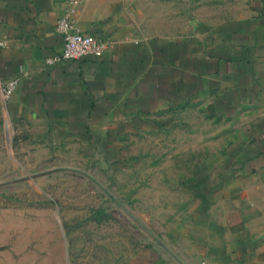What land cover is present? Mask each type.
I'll use <instances>...</instances> for the list:
<instances>
[{"label":"crops","instance_id":"0c3cea01","mask_svg":"<svg viewBox=\"0 0 264 264\" xmlns=\"http://www.w3.org/2000/svg\"><path fill=\"white\" fill-rule=\"evenodd\" d=\"M68 18L109 43L59 56ZM0 123L48 150L117 155L182 108L231 124L219 160L190 174L192 208L128 264H264V0H0ZM179 260V262L175 259Z\"/></svg>","mask_w":264,"mask_h":264},{"label":"rangeland","instance_id":"374dc122","mask_svg":"<svg viewBox=\"0 0 264 264\" xmlns=\"http://www.w3.org/2000/svg\"><path fill=\"white\" fill-rule=\"evenodd\" d=\"M232 127L202 108L123 141L115 158L48 150L0 123V264H128L191 210L187 180ZM144 227V228H143Z\"/></svg>","mask_w":264,"mask_h":264},{"label":"built area","instance_id":"2783aa9c","mask_svg":"<svg viewBox=\"0 0 264 264\" xmlns=\"http://www.w3.org/2000/svg\"><path fill=\"white\" fill-rule=\"evenodd\" d=\"M56 31L63 39V49L59 56L47 60L48 64L66 60H81L88 56H101L109 49V43L106 40L83 34L66 17L60 18L57 21ZM18 83V79L0 83V99L4 101L8 100Z\"/></svg>","mask_w":264,"mask_h":264},{"label":"water","instance_id":"95a60500","mask_svg":"<svg viewBox=\"0 0 264 264\" xmlns=\"http://www.w3.org/2000/svg\"><path fill=\"white\" fill-rule=\"evenodd\" d=\"M144 228V227H143ZM144 230L147 232V233H149L150 235H151V237L152 238H154V240L156 241V242H158V244L160 245V246H162L168 253H170L171 255H172V253L163 245V243L159 240V239H157L155 236H153L146 228H144ZM175 258V257H174ZM176 259V258H175ZM177 260V259H176ZM178 262H179V260H177ZM180 264H182L181 262H179Z\"/></svg>","mask_w":264,"mask_h":264}]
</instances>
